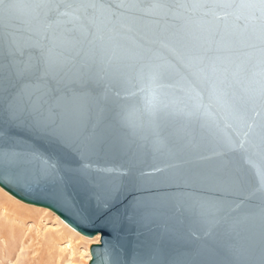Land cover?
Returning <instances> with one entry per match:
<instances>
[{
    "label": "water",
    "instance_id": "1",
    "mask_svg": "<svg viewBox=\"0 0 264 264\" xmlns=\"http://www.w3.org/2000/svg\"><path fill=\"white\" fill-rule=\"evenodd\" d=\"M201 2L0 0V64L19 55L6 44L15 38L25 54L40 45L45 66L69 75L83 69L95 98L88 130L98 139L97 151L85 160L61 135L60 116H52L46 126L14 121L6 99L0 105V151L29 155L33 175L25 181L8 177L0 187L26 204L50 209L93 238L109 215L104 204L111 192L102 186L104 178L127 177L129 160L136 162V177L171 178L166 184L125 180L113 212L131 217L136 201L160 198L168 208L150 221L126 222L108 236L109 245L100 237L90 247L89 264H243L236 255L249 244L259 246L264 230V20L255 9L193 6ZM192 55L204 57L210 77L197 86L206 106L198 110L190 99L191 78H184L174 59L187 63ZM153 56L157 64L175 65L156 89L157 105L167 108L153 110L140 98H122L126 92L105 99L109 83ZM72 102L69 92L65 103ZM229 140H243V148L230 151ZM209 212L211 224L202 222Z\"/></svg>",
    "mask_w": 264,
    "mask_h": 264
},
{
    "label": "snow or ice",
    "instance_id": "2",
    "mask_svg": "<svg viewBox=\"0 0 264 264\" xmlns=\"http://www.w3.org/2000/svg\"><path fill=\"white\" fill-rule=\"evenodd\" d=\"M123 6L124 4H120ZM151 7V5H148ZM201 8H234L242 7L247 9H255L260 13V18L264 20V0H243L237 4L235 0H202L201 3L193 5ZM59 7V5H56ZM6 44L8 48L16 49L19 55L7 64H0V105H5L10 119L14 121L24 122L26 120H34L41 125H47L52 116L58 115L62 119L61 135L65 141L77 151L85 160L89 159L98 148L97 136L88 130L89 121L92 118V108L95 98L89 87L91 81L86 79V73L83 69H78L69 75L63 70H56L51 66H45L42 56L43 50L40 45L35 46L34 52L25 54L20 51L21 46L15 40L10 38ZM9 54H12L11 51ZM7 59V56H6ZM155 57H149L132 66L129 70L113 82L109 83L105 88V99L110 95L121 97L122 92H126L122 98L125 99H142L144 105L153 110H163L168 105L164 104L163 108H159L156 103V89L162 87L159 81L171 75L169 68L175 65L171 61L167 62V67L155 63ZM180 63L181 69L185 72V79L191 78L192 91L194 96L190 99L196 101L195 108L206 107L203 104V89L198 90L197 86L209 80L207 66L203 64L204 57L192 55L188 62L180 58L174 57ZM215 72V69H212ZM55 81L56 87L53 88ZM80 87L77 88L76 86ZM73 93V102L69 105L65 103L68 93ZM8 93V96H5ZM260 102L264 103V97L260 98ZM195 112H189L188 115H194ZM242 120V117H238ZM244 141L240 140L239 144L229 140L228 147L230 151H236L243 148ZM32 160L29 155L22 152L0 151V182L6 183L7 178L25 181L32 178L30 170ZM127 177L110 176L102 180V186L111 192L109 200L104 204L106 213V223L104 227L99 228L96 232L103 238L105 245H109L108 236L111 233H119L126 222H147L155 215L163 214L168 208V202L164 198L154 201H136L133 206V215L129 217L127 213L119 210L115 212V207L119 199L120 192L123 189L125 180L128 183L135 184L139 180L151 182L155 184H166L171 182V178L167 176H145L140 177L133 175V169L136 168L134 160L128 161ZM90 165L84 164V171L89 170ZM156 172H162L159 167ZM214 214L209 212L202 215V222L211 224V217ZM110 229L111 232L106 231ZM94 233L93 235H95ZM110 249L106 248L105 252ZM242 260L243 264H264V230L261 231L259 246L255 243L249 244L235 257ZM97 259H100L99 254ZM139 264V262H138ZM191 264H196L195 260Z\"/></svg>",
    "mask_w": 264,
    "mask_h": 264
},
{
    "label": "rangeland",
    "instance_id": "3",
    "mask_svg": "<svg viewBox=\"0 0 264 264\" xmlns=\"http://www.w3.org/2000/svg\"><path fill=\"white\" fill-rule=\"evenodd\" d=\"M6 192L0 187V264H89L90 247L100 235L98 239L78 234L50 209ZM21 205L39 209L29 211Z\"/></svg>",
    "mask_w": 264,
    "mask_h": 264
},
{
    "label": "bare ground",
    "instance_id": "4",
    "mask_svg": "<svg viewBox=\"0 0 264 264\" xmlns=\"http://www.w3.org/2000/svg\"><path fill=\"white\" fill-rule=\"evenodd\" d=\"M7 193V192H6ZM8 194V193H7ZM9 195V194H8ZM15 205H17V204H15ZM24 209H27V210H29V211H38V210H36V209H39V208H36V207H32V206H23V205H21ZM64 222V221H63ZM70 229H72L73 231H75L76 233H78L76 230H74L71 226H69L66 222H64ZM78 234H80V233H78ZM83 235V234H82ZM85 236V235H84ZM96 238H98L99 239V236H97Z\"/></svg>",
    "mask_w": 264,
    "mask_h": 264
}]
</instances>
